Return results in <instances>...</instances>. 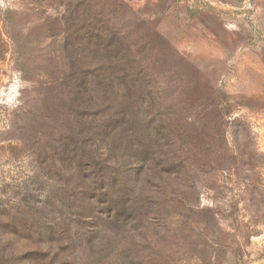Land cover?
<instances>
[{
    "label": "rangeland",
    "instance_id": "1",
    "mask_svg": "<svg viewBox=\"0 0 264 264\" xmlns=\"http://www.w3.org/2000/svg\"><path fill=\"white\" fill-rule=\"evenodd\" d=\"M91 254L264 264V0H0V264Z\"/></svg>",
    "mask_w": 264,
    "mask_h": 264
},
{
    "label": "trees",
    "instance_id": "2",
    "mask_svg": "<svg viewBox=\"0 0 264 264\" xmlns=\"http://www.w3.org/2000/svg\"><path fill=\"white\" fill-rule=\"evenodd\" d=\"M107 201V199L105 200V202ZM136 204H128V207L130 210H133L134 207H135ZM107 208H108V205H107ZM109 208L111 209V207L109 206ZM106 256V255H105ZM91 261H92V264H99V261L101 260V255H99L98 257L94 256L91 254Z\"/></svg>",
    "mask_w": 264,
    "mask_h": 264
}]
</instances>
